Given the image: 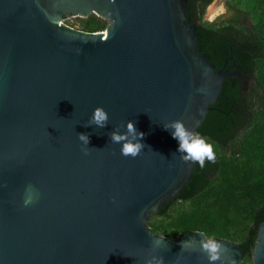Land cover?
<instances>
[{"label": "water", "instance_id": "1", "mask_svg": "<svg viewBox=\"0 0 264 264\" xmlns=\"http://www.w3.org/2000/svg\"><path fill=\"white\" fill-rule=\"evenodd\" d=\"M92 13L104 30L65 22ZM198 24L188 0H0V264H208L196 244L181 252L204 231L168 237L149 223L195 165L163 124L197 132L226 77L243 75L209 60ZM96 107L104 128L85 126ZM128 121L145 134L135 158L109 137ZM156 238L167 246L152 253ZM216 240L223 264H264V222L250 263L239 243Z\"/></svg>", "mask_w": 264, "mask_h": 264}, {"label": "trees", "instance_id": "2", "mask_svg": "<svg viewBox=\"0 0 264 264\" xmlns=\"http://www.w3.org/2000/svg\"><path fill=\"white\" fill-rule=\"evenodd\" d=\"M214 0H188V14L198 21L197 45L217 68L230 65L254 72L252 95L241 99L226 77L198 133L214 146L215 161L194 165L176 199L149 223L158 234L180 237L196 230L208 238H227L253 261L258 229L264 222V0H227L229 17L209 21ZM80 29L104 30L108 21L92 13L79 18ZM239 68V67H238Z\"/></svg>", "mask_w": 264, "mask_h": 264}, {"label": "clouds", "instance_id": "3", "mask_svg": "<svg viewBox=\"0 0 264 264\" xmlns=\"http://www.w3.org/2000/svg\"><path fill=\"white\" fill-rule=\"evenodd\" d=\"M108 113L102 107H96L86 127L96 126L104 128L108 125ZM165 130H170L173 139L178 141L179 158L185 163L198 164L201 168L207 162L215 161L214 146L202 137L198 132L186 127L182 120H174L163 124ZM145 134L139 132L133 121H128L126 131L121 133L119 129L109 133L110 141L113 144H121L120 152L125 157H137L145 148L142 143ZM78 139L84 147L82 151L85 155L89 152L90 137L86 133L78 134ZM176 154H173L175 156ZM34 193L31 186L27 189V195L24 199V205L28 206L34 202ZM203 237V236H202ZM189 243L198 245V250L207 258L208 264H223L222 257L226 251L224 244L214 238H202L196 240L193 237L181 242V252L186 251V245ZM163 238H156L151 241L150 249L152 253L158 252L162 247H166ZM145 264H164L162 255H150L145 260Z\"/></svg>", "mask_w": 264, "mask_h": 264}, {"label": "flooded vegetation", "instance_id": "4", "mask_svg": "<svg viewBox=\"0 0 264 264\" xmlns=\"http://www.w3.org/2000/svg\"><path fill=\"white\" fill-rule=\"evenodd\" d=\"M227 0L225 1V12L226 14L225 15H221L220 17H218L217 19H224L225 17H229L230 15V9L228 8L227 6ZM216 19V20H217ZM198 22V21H196ZM229 58H226L225 61H224V65L222 67H224L225 69H228L229 71H237L239 69H241V71L243 72V75L240 76V77H237L236 79L235 78H230L228 77V79H231L232 81V87L233 88H239L240 91H239V95H240V98L241 99H245L246 96H248L247 94L249 95H252V92H253V86L257 83L255 77H254V72L253 71H250V70H247L245 69L244 67H241V66H238V67H235L234 65H230L229 63ZM220 67V68H222ZM218 68V69H220Z\"/></svg>", "mask_w": 264, "mask_h": 264}, {"label": "rangeland", "instance_id": "5", "mask_svg": "<svg viewBox=\"0 0 264 264\" xmlns=\"http://www.w3.org/2000/svg\"><path fill=\"white\" fill-rule=\"evenodd\" d=\"M225 1L226 0H214L212 3H216L217 4V6H222L223 7V11L220 13V14H218L215 18H213V19H211L210 17H209V15H208V7H207V9H206V13H205V16H204V19H206V20H209V21H214L215 19H217L218 17H220L221 15H225L226 14V10H225V6H224V4H225ZM211 3V4H212ZM79 18H86V17H66L65 18V22L67 23V24H70V25H77V27L79 28L80 27V23H81V21H80V19ZM105 20V19H104ZM107 21V20H106Z\"/></svg>", "mask_w": 264, "mask_h": 264}, {"label": "bare ground", "instance_id": "6", "mask_svg": "<svg viewBox=\"0 0 264 264\" xmlns=\"http://www.w3.org/2000/svg\"><path fill=\"white\" fill-rule=\"evenodd\" d=\"M223 11L222 6H217V4L214 2L208 7V15L211 19L215 18L218 14H220Z\"/></svg>", "mask_w": 264, "mask_h": 264}]
</instances>
